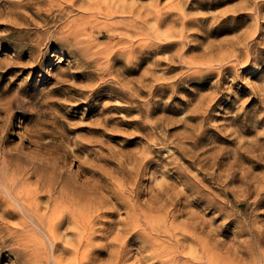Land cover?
I'll return each mask as SVG.
<instances>
[{"label": "rangeland", "instance_id": "374dc122", "mask_svg": "<svg viewBox=\"0 0 264 264\" xmlns=\"http://www.w3.org/2000/svg\"><path fill=\"white\" fill-rule=\"evenodd\" d=\"M0 264H264V0H0Z\"/></svg>", "mask_w": 264, "mask_h": 264}, {"label": "bare ground", "instance_id": "6f19581e", "mask_svg": "<svg viewBox=\"0 0 264 264\" xmlns=\"http://www.w3.org/2000/svg\"><path fill=\"white\" fill-rule=\"evenodd\" d=\"M49 177H50V176H49ZM75 202H76V201H75ZM72 204H73V203H72ZM10 205H11V204H10ZM24 205H25V204H24ZM55 205H56V204H55ZM57 206H58V205H57ZM59 206H60V205H59ZM60 207H61V206H60ZM60 207H59V208H60ZM6 209H7V208H6ZM57 209H58V208H57ZM77 210H78V209H77ZM13 211H14V210H13ZM56 211H57V210H56ZM14 212H15V211H14ZM5 213H6V212H5ZM8 214H9V213H8ZM8 214H7V215H8ZM58 219H59V218H58ZM58 221H59V220H58ZM60 223H62V221H61ZM50 224H51V223H50ZM54 226H55V225H54ZM55 228H56V227H55ZM47 231H48V230H47ZM48 234H49V233H48ZM78 240H79V239H78Z\"/></svg>", "mask_w": 264, "mask_h": 264}]
</instances>
